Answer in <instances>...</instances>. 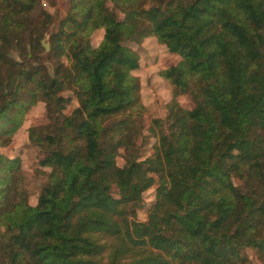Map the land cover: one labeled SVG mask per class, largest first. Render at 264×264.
<instances>
[{
  "label": "trees",
  "instance_id": "1",
  "mask_svg": "<svg viewBox=\"0 0 264 264\" xmlns=\"http://www.w3.org/2000/svg\"><path fill=\"white\" fill-rule=\"evenodd\" d=\"M43 2L0 0V264H247L246 248L264 252V0H67L63 17ZM152 37L180 60L157 72L171 98L145 127L132 44ZM38 101L50 122L28 140L50 171L31 205L21 157L1 149ZM143 129L155 141L140 159Z\"/></svg>",
  "mask_w": 264,
  "mask_h": 264
},
{
  "label": "rangeland",
  "instance_id": "2",
  "mask_svg": "<svg viewBox=\"0 0 264 264\" xmlns=\"http://www.w3.org/2000/svg\"><path fill=\"white\" fill-rule=\"evenodd\" d=\"M42 6L50 13L59 17H63L67 11V0H53V3L43 2ZM103 31L96 30L91 38L92 44L97 45L102 38ZM45 43H48V34L43 37ZM139 52V68L132 73L139 78L141 101L146 106L147 111L144 113L142 124L147 127L154 117L164 118L167 110L166 103L171 98V85L167 80L160 77L157 72L162 69L175 65L180 58L171 53L164 44L157 42L155 38L143 39L140 44H132ZM44 47V46H43ZM49 50V49H48ZM48 50L45 49V52ZM47 69L53 68L50 61H44ZM64 95L71 96V101L68 103L65 112L69 113L78 103L73 94L65 91ZM69 96V97H70ZM179 103L185 108H191L193 101L189 94L182 93L178 96ZM50 122V117L47 111L45 102L38 101L31 106L26 112L22 125L16 130L12 137V142L9 146L2 148L1 152L6 156L19 155L21 157V172L23 176V187L28 193V202L31 205L37 203V197L41 187L47 180V172L49 167L39 165V160L42 158V152L38 146L30 144L28 140V128L33 125L47 124ZM139 122V121H138ZM141 125V124H140ZM154 137L150 136L145 129L141 130L139 136L135 140L138 149V157L143 159L153 152ZM116 164L123 166L125 164V149L120 147ZM234 184L242 191L247 190L246 177L243 175L233 176ZM155 199V187L146 190L143 193V199L138 204L135 218L139 221L147 219V211L151 203ZM245 253L248 256L247 264H264V252L254 248H246Z\"/></svg>",
  "mask_w": 264,
  "mask_h": 264
},
{
  "label": "water",
  "instance_id": "3",
  "mask_svg": "<svg viewBox=\"0 0 264 264\" xmlns=\"http://www.w3.org/2000/svg\"><path fill=\"white\" fill-rule=\"evenodd\" d=\"M41 44L45 47L46 50L49 49V45L45 43L44 39L41 40Z\"/></svg>",
  "mask_w": 264,
  "mask_h": 264
}]
</instances>
